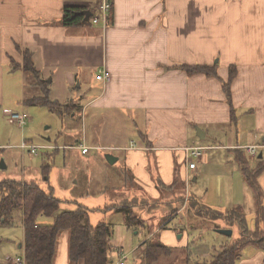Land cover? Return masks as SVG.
Here are the masks:
<instances>
[{"label":"crops","instance_id":"obj_1","mask_svg":"<svg viewBox=\"0 0 264 264\" xmlns=\"http://www.w3.org/2000/svg\"><path fill=\"white\" fill-rule=\"evenodd\" d=\"M112 1L111 21L104 26L91 21L100 0H0V104L4 102L5 70L13 74L22 71L20 79L37 93L33 97L43 95L42 80L47 81L49 97L57 101L51 88L59 85L57 81L65 87L68 102L77 101V96L84 97L88 91L80 116L85 128L74 142L63 146L47 142L42 146L57 151L76 150L74 155L82 161L89 177L86 190L78 195L68 193V198L75 200L72 204L64 202L61 210H74L80 204L89 207V199H83L93 196L111 205L131 197L159 199L166 192L146 212L158 223L167 216L160 226L152 224L154 232L149 234L144 227L135 229L124 222L123 229L136 231L138 236L124 248L113 231L110 264H119L123 255L127 256V264L129 256L147 240L173 249L188 246L191 229L200 225V220L209 219L188 208L190 197L222 212L237 209L249 222V229H264V147L254 156L245 148L264 145V0ZM65 6L79 7L81 24H63ZM84 11L92 12L89 21ZM26 51L38 69L36 75L24 69ZM185 65L206 66L216 74H190L183 69ZM231 67L236 73L229 97L224 83L229 81ZM17 78L12 75L10 79ZM96 82L102 86L94 90ZM33 97L27 100L24 96L22 103L30 105ZM9 112L24 110L5 108L4 115L10 122ZM68 116L79 117V112ZM115 118L124 120V130L112 128L118 122ZM83 145L93 148L84 154ZM193 147L204 148L202 157L192 154L189 148ZM106 149L117 151L108 150L117 157L114 163L104 158L108 166L121 164L116 178L125 182L124 194H109L111 184L93 192L95 180L88 162L94 153L101 160L99 150ZM242 159L257 172L255 185L249 184ZM192 161L195 168L190 167ZM200 166L204 174L211 169L214 189H194V183L201 178ZM76 179L73 177L74 184ZM94 208L104 213L106 207ZM259 208L263 210L262 217L258 215ZM186 215L190 216L187 223ZM45 218L41 224L53 220ZM239 229L241 232L240 226ZM202 238L197 240L192 256H186L185 264H190L194 256L207 260L214 245L226 244V240L216 239L221 242L209 240V246L206 237ZM24 239L23 224L16 242L12 235L4 239L10 255L0 264H13L15 257L24 256ZM14 247L22 253L15 254ZM242 252L245 254L237 264H263L262 248L253 244ZM55 264H73L66 230L59 237Z\"/></svg>","mask_w":264,"mask_h":264},{"label":"rangeland","instance_id":"obj_2","mask_svg":"<svg viewBox=\"0 0 264 264\" xmlns=\"http://www.w3.org/2000/svg\"><path fill=\"white\" fill-rule=\"evenodd\" d=\"M13 71L5 70L4 75V102L0 104V180L3 179H16L18 181L28 182V181H36L44 190H49L54 193L57 197L63 199V202H67L69 204H72V198H68V193L75 194H82L86 190V188L89 186V177L86 174V168L82 166V161H80L77 157H75L74 152L76 150H69L67 149L64 151L63 149H60L59 151L55 149H46L42 147L44 144L52 143L53 145H62L66 142H74V139L76 138L77 134L82 131L83 128H85L84 122H82V119L80 117H69L68 115L61 116L58 113L52 111L49 106L47 105H36V104H30L26 105L23 102V97L28 100L32 98L37 93H34L33 88L22 78L20 79V74L22 71L17 70L15 74L11 73ZM90 73V71H89ZM12 75H15L17 80H12ZM99 75V74H98ZM96 79H99L96 77ZM102 83V79H99ZM96 80H94L95 82ZM59 85H53L52 88V95L57 98L60 101V104L66 105L68 101H66V95H65V87L60 84L59 81H57ZM100 82H96L94 90L99 88ZM98 83V84H97ZM51 86V85H50ZM88 91L84 93V97L77 96V101H74L76 104H85L86 103V94ZM52 98V97H51ZM66 104H62L65 103ZM72 101L68 102L71 103ZM5 108H8L10 110H24L28 114V118L30 115V119L28 123L24 126H19L17 123L9 122V119L4 115ZM64 111V110H62ZM85 116H86V112ZM90 113V112H89ZM61 114V113H60ZM63 115V114H62ZM85 119V117H84ZM116 119V118H115ZM117 118L115 125L112 126V128H116L118 131L124 130V124L123 119ZM90 120V119H89ZM64 133V134H63ZM67 134V135H66ZM73 140V141H72ZM25 142L26 144H37L41 146L37 149V153H32L29 148H22L21 144ZM60 148H62L60 146ZM99 150L100 153H102L103 157L101 160H98V154H95V157H92L91 160H89V171L91 173L92 179L95 180V191L93 192H99V190L102 186H108L111 184V187L108 189L109 194H113L114 192L124 194V188L125 182L121 183L119 182L120 178H116L117 174L121 173V164H116V166H108L106 164V159L104 158V154L113 152L116 153L115 150ZM72 152V153H71ZM98 152V153H99ZM203 152V151H202ZM207 152V149L205 150V153ZM99 153V155H100ZM225 154V151L223 152ZM252 155V154H251ZM254 156V155H252ZM200 158V157H198ZM197 162L198 159H195ZM51 166V170L48 172L49 175L46 176L43 174V166ZM199 171H201V178L196 183H194V189H201L210 187L211 189H214L216 186V183L213 178V174L211 169H207V173L204 174V172L201 169V166L199 167ZM73 177L77 178L78 181L76 184L73 183ZM130 178V177H128ZM193 178V177H192ZM76 179V180H77ZM114 182V183H113ZM131 183V181L129 180ZM264 182V181H263ZM264 184V183H263ZM264 190V187H262ZM166 192H163L161 194V197L159 199H136L134 197L126 198V200H123V202H137L139 201L141 204H143L145 207L141 206H135L133 208L134 213H140L142 215L143 220L146 222V226H151L153 223L156 222L155 218L151 215L148 217V209L151 205L154 206V201L158 202L157 200H160ZM68 198V199H64ZM89 199V202L87 203L91 211V221L93 224H98L102 221H107L110 224V227L115 232L116 238L119 242H122V245L124 248H126L130 243L132 242V239L137 238L138 236L134 233L136 231H127L124 230L122 225L125 222L126 214L124 213H115L112 208L104 209V213H99V210L94 208V206H103V207H110L111 205H107L105 202L100 201V198H96L93 196L92 198H86L83 199L85 202ZM110 200V199H109ZM228 200V198L226 199ZM186 201V199H185ZM164 203H161V206ZM88 207V208H89ZM148 208V209H147ZM152 208V207H151ZM146 210V211H145ZM161 210L164 209L161 207ZM247 212H250L247 210ZM222 212V211H221ZM99 213V214H97ZM226 213V212H222ZM251 216V215H250ZM99 217V218H98ZM133 221H135V218L131 216ZM15 224H13L10 229L8 228H1L0 229V252L4 253L3 256L0 255V261H5V256L10 255L7 253L8 250V244L5 243L4 239H9L10 236H13V241L16 242L18 236L22 233V225H23V212L21 210H18L14 214ZM42 219H46L45 216H42L40 219V222H43ZM190 216L186 215V223L189 222ZM158 222H156L157 224ZM201 223L200 225L195 226L194 229H191V243L186 247H178L174 249V254L172 258L168 259L171 261H166L164 258L161 262L156 264H171V262L176 261L175 264H185L186 256L190 257L192 256V250H196V245L198 243V239L204 240L202 236H205L206 241L205 243H208L210 246V243L207 241L214 240L215 243L221 242V240H226V244L232 242L235 238L240 236V229L239 225L235 224L233 226H229L228 223H224L222 221H211L209 219H202L199 221ZM249 224V222H248ZM247 224V225H248ZM215 230L218 232V229H231L233 231L231 236H225V235H219L215 232ZM250 225V224H249ZM188 226V224H187ZM120 227L122 229L120 230ZM141 231V230H140ZM145 231V230H144ZM203 232V233H202ZM202 235V236H201ZM4 238V239H3ZM1 239L3 242H1ZM216 239H221L217 240ZM21 243V242H19ZM18 243V244H19ZM128 244V245H127ZM220 246V245H216ZM14 253H22L19 250H17L16 247L13 248ZM188 250V251H187ZM245 250V249H244ZM243 250V251H244ZM137 251V250H136ZM248 251V248H247ZM136 253V252H135ZM131 254L129 256V260L127 264H134L136 254ZM242 256H244V252L241 253ZM14 257V254H11ZM7 259V258H6ZM204 259L198 260L196 256L189 259L190 264H197V262H203ZM142 264H147L145 261ZM264 264V262H263Z\"/></svg>","mask_w":264,"mask_h":264},{"label":"trees","instance_id":"obj_3","mask_svg":"<svg viewBox=\"0 0 264 264\" xmlns=\"http://www.w3.org/2000/svg\"><path fill=\"white\" fill-rule=\"evenodd\" d=\"M79 7L65 6L62 22L64 25L81 24L83 17L78 15ZM25 52L24 69L30 73L37 74L38 69ZM188 73L205 72L207 74H216V71L202 65L183 66ZM235 67L230 68L229 81L224 83L227 95L231 96L230 86L234 75ZM47 81L42 80L43 95L33 97L31 104L47 105L50 109L61 116L77 114L82 112V104L62 103L53 100L48 95ZM47 90V92H46ZM64 110V111H62ZM61 113V114H60ZM63 114V115H62ZM81 116V114H80ZM75 145V144H74ZM244 167V173L248 177L249 184L255 185L254 176L257 172L249 169L246 161L241 160ZM262 168V167H261ZM51 166H43V174L48 176ZM188 200V208L198 216H204L213 220H222L230 226L238 224L241 228L240 236L235 238L231 243L213 246L211 257L204 259L203 262L197 264H237L238 259L242 255V251L250 246L255 245L264 250V229H249L246 219L237 211L231 210L228 213H222L211 206L203 204L195 197ZM64 200L54 195L52 191L44 190L36 181H18L16 179L0 180V227L15 224L14 214L16 211L23 212V224L25 228V248L24 257L25 264H55V256L57 254V245L60 235L66 230L69 232V259L73 264H110L111 252L113 247L110 240L113 237V229L107 221L93 224L91 221L92 209L85 205H79L76 209L61 210ZM157 203V202H155ZM135 206L143 207L139 201L123 202L117 201L111 204L115 213H125V223L132 228L144 227L148 233L154 232V228L146 226L140 213H134ZM145 207V206H144ZM153 205L148 209L151 210ZM174 211V210H173ZM175 213V212H174ZM259 217H262L263 210L259 208ZM42 216L53 218L49 224L39 223ZM134 217L135 221L131 218ZM167 216L160 219V226ZM44 219H42L43 221ZM140 230V229H137ZM136 259L142 264H156L164 258L166 261L173 256L174 249L163 245L154 244L153 241L147 240L146 243L137 249Z\"/></svg>","mask_w":264,"mask_h":264},{"label":"built area","instance_id":"obj_4","mask_svg":"<svg viewBox=\"0 0 264 264\" xmlns=\"http://www.w3.org/2000/svg\"><path fill=\"white\" fill-rule=\"evenodd\" d=\"M112 9H113V1L112 0H100V2L96 5V11L93 13V15L91 17L92 23L93 24L102 23L104 26H107L111 21ZM105 77H106V75H105ZM8 114L10 116V121L11 122H18L19 126H21V127L26 125V123L28 121V114H26L24 112H15V113L9 112ZM22 147L29 148L32 153H37V149L39 148V146L35 145V144H29V145L24 144ZM263 147H264V145L245 146V148L248 150V152L252 155H256L257 150L259 148H263ZM90 149H91L90 146H87V145L82 146V152L84 154L88 153ZM189 149H191V152L195 157H202V151L204 150V148L193 147V148H189ZM190 167L191 168L196 167L195 161H192L190 163ZM126 258H127V256L123 255L119 264H126ZM11 263H13V264H25V257L24 256H17L12 260Z\"/></svg>","mask_w":264,"mask_h":264},{"label":"water","instance_id":"obj_5","mask_svg":"<svg viewBox=\"0 0 264 264\" xmlns=\"http://www.w3.org/2000/svg\"><path fill=\"white\" fill-rule=\"evenodd\" d=\"M82 14L86 15L85 19L86 21L90 20V17L92 15V12L90 11H84ZM105 158L108 160L109 163H114L117 160V157L113 153H106ZM219 232L232 235L233 231L231 229H218Z\"/></svg>","mask_w":264,"mask_h":264},{"label":"flooded vegetation","instance_id":"obj_6","mask_svg":"<svg viewBox=\"0 0 264 264\" xmlns=\"http://www.w3.org/2000/svg\"><path fill=\"white\" fill-rule=\"evenodd\" d=\"M91 148H93V147H91Z\"/></svg>","mask_w":264,"mask_h":264}]
</instances>
